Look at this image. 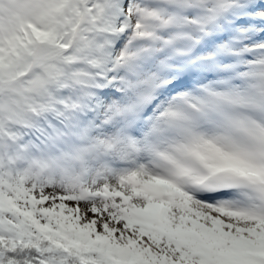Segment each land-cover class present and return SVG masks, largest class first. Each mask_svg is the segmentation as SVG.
Here are the masks:
<instances>
[{
    "label": "snow or ice",
    "instance_id": "snow-or-ice-1",
    "mask_svg": "<svg viewBox=\"0 0 264 264\" xmlns=\"http://www.w3.org/2000/svg\"><path fill=\"white\" fill-rule=\"evenodd\" d=\"M0 264H264V0H0Z\"/></svg>",
    "mask_w": 264,
    "mask_h": 264
}]
</instances>
